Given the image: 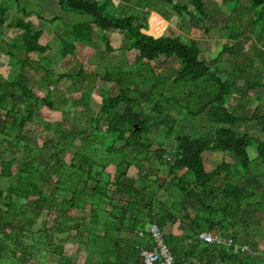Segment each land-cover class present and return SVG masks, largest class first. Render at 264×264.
<instances>
[{"label":"trees","instance_id":"16d2710c","mask_svg":"<svg viewBox=\"0 0 264 264\" xmlns=\"http://www.w3.org/2000/svg\"><path fill=\"white\" fill-rule=\"evenodd\" d=\"M58 1L62 10L87 16L72 27V42L61 38L64 58L78 49L88 51L99 30L124 33L138 55L135 64L125 63L128 68L120 65L115 74L106 70L104 81L112 85L99 91V116H91L88 127L65 130L67 118L45 122L42 129L53 131L58 140L47 137L39 143L28 130L38 107L59 111L62 106L52 101L58 92H35L27 69L42 66L52 47L41 42L44 31L30 20L31 12L19 7L22 19L10 22L8 7H0L1 37L7 28L21 30L6 42L11 71L0 75V264H148L143 252L155 246L152 226L162 232L173 264H201L212 255L218 258L207 264H264V250L256 239L264 230L256 224L258 232L249 230L256 214L264 213V203L255 199V185H241L247 179L264 181V81L239 86L245 70L236 77L238 66L225 70L217 65L225 54L231 55L229 61L238 59L245 41L253 39L242 40L238 13L244 0H229L234 4L229 16L217 8L216 0L140 1L149 10L161 2L177 17L188 16L205 27L210 20L207 32L225 22L224 29L232 33L212 60L204 58L194 40L144 33L149 13L113 14L133 0H122L117 7L113 0ZM244 10L264 33V0H250ZM162 16L171 20L169 11ZM237 24L238 31L233 27ZM104 38L106 50L115 52L111 40ZM257 54L264 58L263 49ZM163 56L176 58L181 67L157 73L151 63ZM258 89L260 105L253 109L246 101ZM235 93L240 98L233 109L228 104ZM184 110L202 131H177L180 120L172 113ZM153 128L166 136L154 151L150 139L142 140ZM205 152L230 155L234 162L208 170ZM133 167L137 177L130 175ZM152 176H157L153 182ZM167 186L175 188L172 203L157 196L159 191L166 196ZM177 221H190L192 232L183 237L167 233ZM203 233L233 244L206 243Z\"/></svg>","mask_w":264,"mask_h":264},{"label":"rangeland","instance_id":"374dc122","mask_svg":"<svg viewBox=\"0 0 264 264\" xmlns=\"http://www.w3.org/2000/svg\"><path fill=\"white\" fill-rule=\"evenodd\" d=\"M55 1L56 0H0V7L5 6L9 9L8 17L10 22H16L17 20L22 19L23 12L20 10V8L34 13L37 17L46 19L61 16V18H59V20L55 22H51L52 20H45V22L39 20L37 21V23H39L38 25H41L45 30V35L44 37H42L43 39L41 41L43 43L47 42L48 44H50L52 49L48 51L47 59L43 61L44 63H42L41 66L44 67L46 71L44 69H41L39 66H34L27 69L28 74L32 77V85L35 89V92L40 96H45L50 90L58 92L59 96L53 95L52 101L55 102L56 106H62V109L59 111L52 110L49 107L43 106L41 104L38 107L35 117V123L30 124L28 130L31 135L39 139V143H42L43 139L47 137L55 138L58 140L53 131L47 133L42 129L41 126H43L45 122L54 123L57 121H64L67 118L69 122L65 123V130H80V128H83V125L88 127V124L91 121V116H99L100 104L102 102V97L99 91H101V89L107 85H112V83L104 81L106 70L110 68V70L112 69V73L115 74L117 72L116 68L118 69L120 65L128 68L125 63H128L129 65L135 64L136 57L138 55V52L131 47L130 39H127V42L125 41L123 37L124 33L113 30L107 32L99 30L93 34L94 43L92 42L90 44H87V46L89 47L88 51L79 49L80 51H78L77 53L75 52L74 56H67L64 58L61 53L63 45L60 37L62 36L63 39L68 40V42H72L73 36L70 35L69 37H67L64 34L66 33V31L62 29V26L64 24L68 25L71 23L84 22L85 20H87V16L69 10H62L59 5L57 6V4H55ZM140 1L141 0H133L132 4H130L132 7L123 5L121 9L116 8L113 10V14L117 17H123L126 15L143 17L147 13L145 11V7L140 4ZM232 8L233 3L226 4L225 6H223V12H227L229 14ZM171 9L172 8L164 9L166 11H169V13L171 14L170 21H162L157 16L159 18L158 21L160 20V27L158 26V28L160 29L157 31L158 34H155V31L152 30L153 26L151 25L152 19L154 17L153 15L156 14L147 16L149 25L148 28L143 32L156 38L168 35L180 36L184 41L194 40L201 47L204 58H206L207 60L217 58L223 49V45L227 41H229L230 34L232 33L230 29L226 31L224 28L220 29V27H214L209 32H207L206 29L210 27V24H212L210 20L207 21L205 27L198 20H191L188 16H186V18L184 19L177 17ZM227 13L225 14L228 15ZM246 25L249 24L247 23ZM233 27H235L236 31H238V24ZM258 27L259 32L261 33L262 29L260 28V26ZM20 31L21 30L7 28L4 31V37H1L0 35V51H2L0 52V58L2 60V63L0 64L1 76L6 77L11 71V68L8 67V61H10V58L6 53V49H8L6 46V42H9L10 39L16 37L17 33H19ZM116 32L122 35H118L116 38H111V33ZM105 36L113 40L112 46L114 45L113 47L116 50L115 52L109 53L106 50V45L104 42ZM257 40L263 41L262 38L252 39L251 42L253 43V45L257 42ZM246 43L247 41H245V44ZM262 44H264V41L262 42ZM124 47H126V49H123ZM246 50L254 51L255 48H246ZM230 57L231 55L229 54L223 55L222 60L217 64L220 66V69L231 70L232 67L236 68L238 66L235 69L236 77H238V74L241 73L240 70L243 69L246 71L247 81H250L252 83L264 81L263 77L258 76L260 72L264 71V58L260 60L256 59L253 56L250 57L249 55H245L244 57H241L242 60L244 59L243 63L238 64L240 57L238 59L229 61ZM151 64L157 73L165 74H168L171 71H177L181 67L180 61L176 58L167 59L164 56L160 57ZM261 65L263 66V68ZM17 66L19 68V65ZM82 71H84L83 74H81ZM67 74L69 76H67L66 78H59L61 75ZM241 94L243 95L244 93L241 92ZM206 97L207 96L205 95V98ZM255 99L256 97L251 96L249 100L246 101V103H248L250 107L254 108L258 104ZM236 101L237 97L234 96L230 104V108H235ZM240 107H242V104L240 105ZM82 111H86V113ZM81 112L84 113L83 116H80ZM172 115L180 120L177 126V131L180 134L195 135L198 127L202 131V126L200 123H197V121L191 123L189 121L186 110L176 112L173 111ZM80 118L82 119V122H79ZM105 124V122L102 123V128H104ZM202 124H207V120ZM165 137L166 136L161 130L153 128L150 134L142 135V140L147 141V139H150V141L152 142L151 150L154 151L158 148V141H165ZM169 142L170 141L166 140L167 145L169 144ZM173 144H175V142H173ZM204 155L208 157L209 154L208 152H205ZM221 157L222 158H220V155L216 156L214 159H211L212 161L204 157V161L208 170L215 169L221 162H228L231 160V156L226 157L222 155ZM110 172L113 173L112 169H110ZM137 174L138 169L136 167L130 169V175L132 177H137ZM181 174L183 175V173ZM156 178L157 176H152V182L155 181ZM241 185H255V191L259 194V196L257 195L255 199L257 200V202L260 201L264 203V181H260L258 179H247L241 181ZM167 189L169 191L166 193V196L162 194V191H159L157 193V196H163L164 201H169L168 203H172L173 199L175 200L176 198L172 197L175 194V188L167 186ZM254 207H256V203H254ZM252 222L254 224L252 225V227H249L250 231L253 230L255 232H258V227L255 226V224L259 225L260 228L264 230V213L256 214ZM179 223L180 222L177 221L176 225H178ZM186 223L189 226L191 222L188 221ZM254 226L257 228H255ZM256 239H260V248L264 250V235L256 236ZM44 264L58 263L57 261L49 260L45 261Z\"/></svg>","mask_w":264,"mask_h":264},{"label":"crops","instance_id":"0c3cea01","mask_svg":"<svg viewBox=\"0 0 264 264\" xmlns=\"http://www.w3.org/2000/svg\"><path fill=\"white\" fill-rule=\"evenodd\" d=\"M96 1H100V0H96ZM121 1L122 0H113V3H114V5L116 6V4H117V6L121 3ZM228 2H225V0H216V2L218 3V9H220L221 11H223V6H225L226 4H229V3H232L231 1H229V0H227ZM123 3V2H122ZM55 4H57V6L59 5V1L58 0H56L55 1ZM130 4H132V3H130V1L129 2H125V5L126 6H128V7H132ZM60 6V5H59ZM116 6V7H117ZM233 6H234V4H233ZM250 6V0H244V2L242 3V5H240V10H239V15H241V17L243 18V20L241 21V23L240 24H242V26L240 25V27L242 28V31H241V33H242V35H243V39H244V37H248V36H252V38L253 39H257V38H262L263 39V41H264V33H259V27L255 24V20L253 19V18H249V16H246L245 15V8L246 7H249ZM61 8V7H60ZM146 10V13H149V15H151L152 16V14H156V15H153L154 17H153V19H152V21L155 19V18H157V19H159L160 18V20H162V21H165L166 19L162 16L164 13H166L167 11L166 10H164L165 9V6L161 3V2H157L156 4H155V6H153V8L151 9V10H149L148 8H145ZM233 9V8H232ZM231 12H232V10H230V13L228 14L227 12H223V13H227L228 14V16L231 14ZM71 14H73V13H71ZM35 16V17H34ZM159 18H158V17ZM54 18V17H53ZM53 18H48V19H46V18H41V17H37L34 13H32V16H31V18H30V20H32V22L37 26L39 23H37V21L39 20V21H43V22H45V20L47 21V20H52ZM35 19V20H34ZM52 22V21H51ZM159 23V22H158ZM165 23V22H164ZM221 23H222V25H221ZM220 23V25H221V28H225V22H221ZM249 24V25H246V24ZM75 24H78V23H71V24H68V25H63L62 26V29H64L65 31H66V33H64L67 37H69L70 35H72L73 36V32H72V27L75 25ZM160 24V23H159ZM152 25V24H151ZM38 27L40 28V29H42L43 31H44V34H43V36L42 37H44V35H45V30L43 29V27L41 26V25H38ZM214 27H215V24H214ZM220 28V29H221ZM224 30V29H223ZM248 30V33L246 32ZM144 31V30H143ZM97 32V31H96ZM19 33H17V35H18ZM118 35H122V34H119V33H111V38L112 37H117ZM123 37H124V39H125V41L127 42V39H126V37H125V35H123ZM62 38V36L60 37V39ZM43 39V38H42ZM41 39V40H42ZM110 39V38H109ZM111 40V39H110ZM112 41L113 40H111V44H113L112 43ZM263 41H258L257 40V42L256 43H254V45H253V43L251 42V41H249V42H247L246 43V45H245V49H244V51L240 54V55H242V56H240V58H239V61L241 62V63H243V61H244V59L242 60L241 59V57H244L245 55H249L250 57L251 56H253V57H255L256 59H260V60H262V58L257 54V52L259 51V50H264V44H262V42ZM42 42V41H41ZM126 42H125V45H126ZM43 43V42H42ZM252 43V44H251ZM259 44V46H258V44ZM43 44H48L47 42H45V43H43ZM262 44V45H261ZM114 46V45H113ZM255 48V50L253 51H251V50H246V48ZM123 49H126V47H124ZM5 50V49H4ZM78 51H80L79 49L76 51V53L78 52ZM7 56V55H6ZM38 60L39 61V57L38 56H36L35 57V60ZM0 60H1V58H0ZM40 62V61H39ZM1 63H2V60H1ZM8 64H9V61H8ZM262 66V65H261ZM9 68H10V66H8ZM41 67V66H40ZM262 68H263V66H262ZM259 77H263L264 78V71H262V72H260L259 73V75H258ZM246 75L243 77V80H241L240 79V81H239V83H238V85L239 86H241V85H253L255 82H250V81H247L246 80ZM245 80V81H244ZM261 91H263V90H261ZM260 92V89H258L257 91H255L254 92V94H251V96H254V97H256V101L258 102V104L253 108V109H255L257 106H259L260 105V103H259V100L257 99V94ZM234 96H236L237 97V100L240 98L238 95H237V93H235L233 96H232V98L231 99H233L234 98ZM230 99V101H229V104H228V106L231 104V102H232V100ZM236 103H237V101H236ZM208 157H206L205 155H204V157L205 158H208L210 161H212L211 159H214L216 156H219L220 155V158H222L221 156L223 155V156H226V157H228V156H230V155H226V154H224V153H220V152H208ZM215 154H217V155H215ZM231 160L230 161H228L227 163H233L234 162V160H233V158L231 157L230 158ZM222 163V162H221ZM166 232L167 233H171V234H173V235H175L176 237H183V236H186V235H188V233H191L192 232V226L191 225H189L188 226V224L187 223H185V224H181V223H179L178 225H173V226H171V227H168L167 229H166ZM214 255H212L211 257H210V259H208V256L205 258V260L201 263V264H207L209 261L208 260H210V261H212V260H216V257H213ZM218 258V257H217Z\"/></svg>","mask_w":264,"mask_h":264},{"label":"built area","instance_id":"2783aa9c","mask_svg":"<svg viewBox=\"0 0 264 264\" xmlns=\"http://www.w3.org/2000/svg\"><path fill=\"white\" fill-rule=\"evenodd\" d=\"M151 233L155 241V246L152 250H145L143 255L148 264H173V258L168 245L166 244L162 232L158 226H152ZM201 238L206 243H226L228 245L233 244L232 240H226L221 236L214 235L213 233H203Z\"/></svg>","mask_w":264,"mask_h":264},{"label":"bare ground","instance_id":"6f19581e","mask_svg":"<svg viewBox=\"0 0 264 264\" xmlns=\"http://www.w3.org/2000/svg\"><path fill=\"white\" fill-rule=\"evenodd\" d=\"M160 23V20L158 21V19L157 18H155L153 21H152V26H153V28H152V30L153 31H155V34H158V30L160 29V28H158V26H159V23ZM160 27V26H159ZM162 27H163V25H162Z\"/></svg>","mask_w":264,"mask_h":264}]
</instances>
